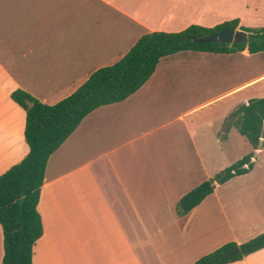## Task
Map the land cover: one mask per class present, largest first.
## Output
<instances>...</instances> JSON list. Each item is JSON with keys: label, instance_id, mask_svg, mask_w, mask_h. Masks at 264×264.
Masks as SVG:
<instances>
[{"label": "crops", "instance_id": "1", "mask_svg": "<svg viewBox=\"0 0 264 264\" xmlns=\"http://www.w3.org/2000/svg\"><path fill=\"white\" fill-rule=\"evenodd\" d=\"M193 3L207 10V0H0V175L29 151L26 112L13 91L55 104L143 34L202 25L192 18ZM234 54L264 52L165 56L138 91L82 120L48 160L33 264H192L228 241L261 233L244 237L264 220V165H255L264 137L252 170L217 183L188 213L177 212L183 195L219 172L208 166L202 139L223 145L239 133L230 123L236 107L264 97V57L242 63ZM207 66H225V77L238 75V82L208 96ZM225 100L220 115L202 114ZM2 256L0 225V264ZM262 257L264 248L228 264H264Z\"/></svg>", "mask_w": 264, "mask_h": 264}, {"label": "trees", "instance_id": "2", "mask_svg": "<svg viewBox=\"0 0 264 264\" xmlns=\"http://www.w3.org/2000/svg\"><path fill=\"white\" fill-rule=\"evenodd\" d=\"M225 27H239L248 34V40L233 43L195 40ZM182 51L261 53L264 52V27L240 26V19L235 18L212 27L191 24L180 31L148 32L120 60L97 69L79 88L55 104L42 103L21 89L11 93V98L26 112L24 137L29 151L0 175L1 264H33L34 246L43 233L37 205L50 156L88 114L101 106L127 99L149 80L161 58ZM230 123L253 150L183 195L177 204L179 215L188 213L212 194L213 182L223 184L253 169L255 150L263 144L264 97L250 98L239 104ZM262 248L264 232L243 243L228 241L192 264H228Z\"/></svg>", "mask_w": 264, "mask_h": 264}, {"label": "rangeland", "instance_id": "3", "mask_svg": "<svg viewBox=\"0 0 264 264\" xmlns=\"http://www.w3.org/2000/svg\"><path fill=\"white\" fill-rule=\"evenodd\" d=\"M199 4L193 3L192 10L190 12L192 18H199L202 20L201 22L203 23V26L209 27L214 24H220L228 20L239 18L244 26L264 27V0H207V10H205V4H200L203 5V8L199 6ZM237 29H239V27ZM230 56L234 57L232 59L233 61L234 59H240V62L248 63L250 59L252 60L255 58L264 57V54L253 55V58H243L240 56V54H234ZM263 62L264 58L259 64V69L261 70H264ZM179 64L180 66H184L187 63L185 61H181ZM202 65L205 66V64ZM223 68H225V66H221V68L218 66H207V70L204 71L202 77L208 78L209 81L207 88L208 96H213L214 94L220 95L227 88L238 82V75L231 79L225 77L226 68ZM255 68L251 67V69L249 68V70L246 72L252 73L256 70ZM246 72L242 74L245 75ZM183 78L188 80L187 76ZM227 101L228 100L214 103V105L203 110L202 114L208 115L209 118L216 117L218 114L220 115L221 110L226 106L225 103ZM206 140L207 141L202 139L203 150L206 152L205 156L206 160L208 161V166L211 170H215V172L220 171L226 166L234 163L240 159L248 149H250L249 144L244 140L243 137L239 135V133L230 137L228 141L224 142L223 145H217L214 142V139L211 138ZM255 165H264V149L261 153H259V155H257L255 159ZM255 232H264V220H262V222L257 225H250V228H248L244 233V237L251 238L254 236ZM257 234L258 233L255 235L257 236ZM35 254L37 260H39V250L35 252ZM262 259L264 260V257H262Z\"/></svg>", "mask_w": 264, "mask_h": 264}, {"label": "water", "instance_id": "4", "mask_svg": "<svg viewBox=\"0 0 264 264\" xmlns=\"http://www.w3.org/2000/svg\"><path fill=\"white\" fill-rule=\"evenodd\" d=\"M197 42H220V43H233V42H246L248 40V34L235 27H225L216 32L206 34L204 36L195 39ZM214 185L217 182H213Z\"/></svg>", "mask_w": 264, "mask_h": 264}]
</instances>
